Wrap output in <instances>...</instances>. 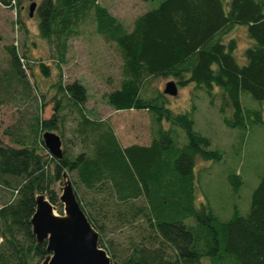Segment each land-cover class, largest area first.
<instances>
[{"label": "trees", "instance_id": "16d2710c", "mask_svg": "<svg viewBox=\"0 0 264 264\" xmlns=\"http://www.w3.org/2000/svg\"><path fill=\"white\" fill-rule=\"evenodd\" d=\"M33 12L40 38L60 58L67 39L90 18L94 33L113 44L121 59L120 85L106 95L107 104L114 111H147L154 127L147 146L122 147L107 123L84 116L81 84L57 83L54 113L42 120L35 108L26 122L27 143L24 133H3L15 138L14 147L0 145V264H40L45 258V242L36 243L29 220L35 196L54 205L52 187L63 173L110 264H264V171L248 211L217 220L206 204H194L193 167L198 159L220 160L219 153L193 131L189 112L174 114L158 97L140 95L144 83L158 76L176 86L193 84L209 95L215 87L219 112L230 111L222 119L226 127L263 124L259 111L241 107L239 94L264 103V0H162L137 16L129 29L98 0H39ZM236 26L245 28L250 42L241 64L234 58V40L224 39ZM5 51L0 102L15 96L29 99L32 88L24 74L28 62L13 46ZM37 66L45 76L47 65L39 61ZM67 106L78 117L73 134L80 148L76 154L64 150L54 159L41 135L57 131L58 120H63L59 113ZM175 129L184 133L185 144H178ZM227 180L234 191L241 184L235 175ZM189 218L197 230L207 232L211 244L205 237L204 247L193 248L194 236L184 225Z\"/></svg>", "mask_w": 264, "mask_h": 264}, {"label": "rangeland", "instance_id": "374dc122", "mask_svg": "<svg viewBox=\"0 0 264 264\" xmlns=\"http://www.w3.org/2000/svg\"><path fill=\"white\" fill-rule=\"evenodd\" d=\"M3 1L9 2V6L3 5ZM38 1L34 0L36 5ZM160 1L162 0H98L127 29L131 28V23L137 16L155 8ZM29 5V0H0V71L8 63L5 47L13 46L17 54L28 62L29 67L24 74L32 88L29 99L19 101L18 96H15L1 100L0 145L14 147L11 140L18 133L27 136V143L30 135L26 122L35 108L37 107V114L42 120L48 119L54 113V86L57 83L65 85L76 81L86 92L82 112L87 119L107 123L122 147L132 144L147 146L154 127L152 116L144 110L114 111L106 102V95L118 89L121 81V59L114 45L97 36L92 20L86 18L76 28L77 34L67 39L64 55L60 58L54 46L40 38L34 12L31 17L28 16ZM224 39L234 40V58L241 64L242 51L250 43L245 28L234 27ZM39 61L48 67L45 76L39 72ZM169 81L172 79L168 77L149 78L144 83L141 97L146 100L158 97V103L174 114L189 112L193 131L207 138L209 149L220 155V160L216 162L199 159L194 162L195 206L206 204L219 221L228 220L234 211L238 215H244L248 211L251 193L264 171V103L254 100L247 93H240L241 107L259 111L263 124L249 122L245 128H229L223 124L222 119L223 116H229L230 111H225V115L219 112L218 88L213 87L209 95L193 84L177 85L175 96H168L162 94V90ZM71 109L67 106L61 110L59 117L62 116L63 120H58L57 131L52 132L61 139L62 153L68 150L76 154L80 147L73 131L78 117L74 109ZM162 127L168 128V124L163 122ZM175 130L178 144H185L184 133ZM4 131L12 132L15 137L11 139L3 134ZM230 175L240 179L241 184L236 191L227 180ZM61 187L62 180L52 187L57 197L52 206L57 215L62 214V205L58 202ZM184 225L192 231L195 250L204 247L205 237L210 241L205 230L196 229L192 218L185 220ZM114 236L117 238V235Z\"/></svg>", "mask_w": 264, "mask_h": 264}, {"label": "water", "instance_id": "95a60500", "mask_svg": "<svg viewBox=\"0 0 264 264\" xmlns=\"http://www.w3.org/2000/svg\"><path fill=\"white\" fill-rule=\"evenodd\" d=\"M28 16L35 9L34 0H29ZM164 95L175 96L176 85L169 81L162 90ZM41 140L46 152L54 159L62 157L61 140L53 132L45 131ZM62 187L58 202L62 214L42 195L34 197V212L29 220L31 234L36 243L45 242L46 256L40 264H110L106 252L99 247L98 233L91 227L81 211L71 183L65 173L61 176Z\"/></svg>", "mask_w": 264, "mask_h": 264}]
</instances>
